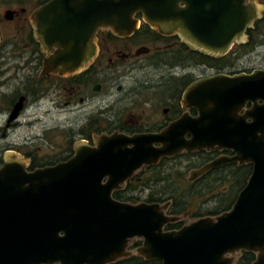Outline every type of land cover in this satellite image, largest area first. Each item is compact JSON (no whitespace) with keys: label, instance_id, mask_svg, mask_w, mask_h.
Wrapping results in <instances>:
<instances>
[{"label":"water","instance_id":"1","mask_svg":"<svg viewBox=\"0 0 264 264\" xmlns=\"http://www.w3.org/2000/svg\"><path fill=\"white\" fill-rule=\"evenodd\" d=\"M11 12H6L10 18ZM137 14L158 33L178 34L214 56L245 43L260 19L257 0H50L31 16L36 40L52 53L43 75L72 73L93 55L95 34L131 36ZM141 51H148L142 48ZM21 96L9 120L23 108ZM192 117L158 133L114 132L78 142L64 162L27 170L10 152L0 166V264H111L131 255L161 264H237L241 252L264 264V69L219 73L183 94ZM188 136V137H187ZM231 151L191 172L189 181L228 164L252 172L232 208L165 230L180 221L166 203L131 204L113 198L142 167L182 153ZM138 239L141 245L129 251Z\"/></svg>","mask_w":264,"mask_h":264},{"label":"flooded vegetation","instance_id":"2","mask_svg":"<svg viewBox=\"0 0 264 264\" xmlns=\"http://www.w3.org/2000/svg\"><path fill=\"white\" fill-rule=\"evenodd\" d=\"M4 1L13 2L4 10V19L0 17V166L10 152L22 153L21 146L8 139L10 132L20 127L29 103L34 110L52 104L67 114L68 150L56 164L70 159L78 142L93 146L95 137L114 132L127 135L158 133L184 113L196 116L195 109L183 107L184 92L196 81L224 70L197 61L195 53L207 58L222 56L198 50L178 34L162 35L137 14L135 18L139 25L131 36H118L109 29H99L94 38L93 55L81 69L62 75H43L44 59L52 51L46 52L36 40L31 16L50 0ZM29 4L34 5L30 7ZM6 12H11L10 18L6 17ZM142 48L148 51H141ZM237 56L236 60L241 56L239 52ZM12 70L18 73L9 76ZM247 72L251 71L232 70L228 74ZM133 73L141 75L139 84L145 93L141 106L133 103V88L129 85ZM8 95L12 98L6 102ZM150 95L164 103L159 114V111L147 108ZM21 96L25 97L22 110L14 120H9L13 106ZM86 113L88 120L80 126L78 118ZM221 155L233 153H220L217 157ZM26 160L28 171L38 168L30 158Z\"/></svg>","mask_w":264,"mask_h":264},{"label":"trees","instance_id":"3","mask_svg":"<svg viewBox=\"0 0 264 264\" xmlns=\"http://www.w3.org/2000/svg\"><path fill=\"white\" fill-rule=\"evenodd\" d=\"M257 24L258 21L254 23L253 28L247 29V42L241 44V48H247L251 50L255 48V46H257V44L259 43L257 41L256 34L258 32L256 31ZM195 54L197 61H201L203 63L206 62L211 68H215L217 70H221L222 68L225 69L226 67H233L234 62L238 57V51L233 49L228 54L220 58H207L206 56H202L199 53ZM220 153L232 154L231 151L225 150H223L222 152L202 151L182 153L180 155L174 156L172 159H177L180 157L191 158L193 156H197L198 158L200 157L196 161L198 163L192 165L194 169L191 170H195L215 159ZM62 159L56 158L54 159V162H50L48 164H55V162ZM167 160L168 158H162L156 165L142 167L140 171H138L131 179L126 182L123 190L113 192V198L121 202H128L132 204H136L139 202L163 204L169 202L170 206L167 210V214L172 216L187 215L196 219L206 216L215 217L229 211L232 208L239 192L246 185L247 180L252 172L251 164H228L218 169L211 170L194 181H189L188 177L183 176L184 173L180 170L166 169ZM33 164H35L37 167L47 166V164H36L34 159ZM208 177H213V181L219 180L223 184H228V188L226 191L214 194L212 196L218 198L215 201V206L212 210H209L205 213H190V207L192 205H195L196 203L195 199L204 195V192L200 191L197 188L199 184L204 183L203 185L205 187H208V192H211L213 190V187L211 186V184H209L210 181L207 179ZM146 190L148 191V194L143 200L140 199V197L133 195L136 191L144 193ZM184 224H186L184 221L169 224L165 227V230H178ZM140 245L141 241H134L131 243L130 249H136ZM255 258L256 255L254 253L242 251L236 263L252 264ZM111 264H161V262L158 260L147 261L137 255H131Z\"/></svg>","mask_w":264,"mask_h":264},{"label":"rangeland","instance_id":"4","mask_svg":"<svg viewBox=\"0 0 264 264\" xmlns=\"http://www.w3.org/2000/svg\"><path fill=\"white\" fill-rule=\"evenodd\" d=\"M13 1H4L0 0V17L4 19V10H6ZM258 6L260 7V19L258 20L257 29V41L259 42L255 48L249 50L247 48H241V43L234 44L231 49L236 50L241 55L239 59L234 62L233 67L225 68L221 73L228 74L229 71L238 70V71H255L264 69V0H258ZM34 4H29L30 7H33ZM247 42V39L245 43ZM18 72L11 71L9 76H14ZM249 73V72H248ZM133 80L129 85L132 84V95H133V103L137 106H141L142 100L145 98V93L140 88V80L141 75L138 73H133ZM153 76V74H152ZM6 79L5 81H7ZM12 96L8 95L5 98V101L8 102ZM149 110L153 112H161V108L164 103L162 99H158L156 97L153 98L152 95L148 97ZM144 105V104H142ZM93 105L88 107V110L92 108ZM133 111H137V109H133ZM87 113L78 118L80 126L86 124ZM67 114L63 112L62 108L57 107L54 108L51 104V107H47L43 105L39 109H33L31 104L29 103L26 112L21 118V125L19 128L14 129L10 132L9 141H14L19 144L22 148V153H20L19 157L21 158H30L32 161L36 162V164H48L50 162H54L56 158L61 159L66 156L68 150V132L67 129ZM72 121V119H71ZM108 127V125H106ZM86 133L89 135L90 132L86 130ZM7 141V140H6ZM26 154V156H25ZM200 158V157H199ZM197 156H193L191 158H177L172 159L168 158L166 161V169L174 170L178 169L184 173L183 176L190 177V174L194 169L192 165L198 163L196 162L199 159ZM213 187L211 192H208V187H205L203 184H199L197 187L200 191L204 192L202 197L196 198L195 205L190 207L191 212L197 213H205L209 210H212L215 206V201L218 199L217 197H212L214 194H218L220 192H224L228 188V184H223L221 181L216 180L213 181V177L207 178ZM148 194L146 190L144 193H140V191H136L133 195L140 197V199H145ZM196 218L189 217L187 215H181L180 221H184L186 224L195 220ZM138 239L133 240L137 241ZM129 251H135L134 249H130Z\"/></svg>","mask_w":264,"mask_h":264}]
</instances>
